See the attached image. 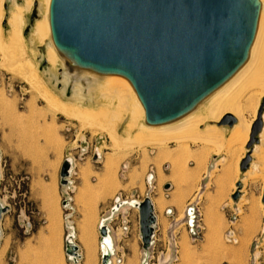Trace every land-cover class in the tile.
<instances>
[{
    "label": "rangeland",
    "instance_id": "rangeland-1",
    "mask_svg": "<svg viewBox=\"0 0 264 264\" xmlns=\"http://www.w3.org/2000/svg\"><path fill=\"white\" fill-rule=\"evenodd\" d=\"M6 2L9 8L11 2ZM45 7V0H35L25 14V53L12 54L0 41V200L5 205L0 218V264H102L100 248L96 246V254L88 259L80 236L88 223L97 237L101 218L111 227L116 247L113 264H264V175L252 166L256 158L251 155L264 127V96L260 100L262 130L251 144L257 116L239 164L236 152L228 150L229 133H225L219 153L206 157L201 167L190 161V178L179 184L171 161L158 149L126 151L114 145L102 131L101 120L93 122L96 133L82 129L77 120L48 106L39 89L26 81L23 68L32 60L43 83L59 99L94 110L107 103L100 88L94 85L96 89L89 92L85 79L83 96L74 100V82L65 81V72L74 76V71L58 51L55 65L45 58L51 40L30 44L32 26L45 14ZM2 25L7 29L5 20ZM127 119L125 114L120 135ZM236 121L217 125L230 128ZM138 124L146 125L145 117ZM191 147L198 145L191 143ZM249 155V165L242 170ZM105 177L107 183L102 181ZM118 198L153 200L156 218L148 247L143 241L140 205L116 208ZM188 208L189 212L194 208L195 222H189ZM69 238L77 245L76 259L68 253Z\"/></svg>",
    "mask_w": 264,
    "mask_h": 264
},
{
    "label": "water",
    "instance_id": "water-1",
    "mask_svg": "<svg viewBox=\"0 0 264 264\" xmlns=\"http://www.w3.org/2000/svg\"><path fill=\"white\" fill-rule=\"evenodd\" d=\"M261 6V0H51L50 26L71 71L127 77L146 123L160 125L193 110L246 62ZM262 109L251 144L262 130ZM140 209L148 247L156 218L151 199Z\"/></svg>",
    "mask_w": 264,
    "mask_h": 264
},
{
    "label": "bare ground",
    "instance_id": "bare-ground-1",
    "mask_svg": "<svg viewBox=\"0 0 264 264\" xmlns=\"http://www.w3.org/2000/svg\"><path fill=\"white\" fill-rule=\"evenodd\" d=\"M45 2V14L41 17L37 16L38 18L32 26L29 39L30 44H35L36 42H43L46 38H49L51 44L49 45L47 57L45 58L49 63L55 65L57 63L58 53L53 43L50 26L51 0H45ZM34 3L35 0H23V2L12 0L8 12H6L7 2L6 0H0V41H2L5 48L12 54H15L18 50L25 53L27 41V37L24 33L25 14L32 9ZM261 4L256 36L246 62L234 73V75L206 97L193 110L165 124H138L139 118L145 117V108L131 81L122 75L100 74L92 70L79 68L74 69V76L71 75L69 71L65 72L66 84L71 81L74 82L72 94L74 100L83 96V90L85 88L82 83V81H84L83 79L87 80L89 92L94 89V85L103 91L107 103L98 110L79 107L76 103L65 102L59 99L58 96L43 83L38 69L34 66L32 60V62L29 61L28 66H23L25 79L32 88L39 89L42 98L47 102L48 106L53 107L55 112L57 111L67 118L77 120L82 129L91 128L93 130V122L95 120H101L103 123L102 131L107 132L114 145L123 146L126 151L134 149L135 147H139L143 150H146L147 147L158 149L159 153L164 158L171 161L173 170L178 174V179L176 180L179 181V184L187 182L191 175L189 173V170L191 171L189 166L190 161H194L197 167H201L206 157L210 154L217 155L220 151V144L226 138L225 133H229V137H227L229 149H227L237 154L236 163L239 164L240 160L245 156V147H243V145L249 139L251 125L258 116L260 100L262 96H264V0H261ZM39 8L41 9V7ZM3 20H5L7 24V29L2 25ZM21 61H23V59H21ZM49 70L51 69L49 68ZM65 91H67L66 88H64L63 92ZM102 102L103 101H101V103ZM125 114L128 115L129 119H127L126 125L124 124L125 128L122 130L123 135H120L119 126ZM233 119H237V121L230 128H222L217 125V123L220 124L224 121H231ZM136 127H139V130L133 135V130ZM93 132L96 133L95 130H93L92 133ZM258 138H260V143L254 146L253 154H251L256 158L252 166L261 169L262 172H260L264 175V127ZM170 143H176L177 145L174 149H171L169 147ZM191 143L197 144L198 148L193 149ZM110 158L108 162L112 161ZM107 169H109V166H107ZM159 169V173L162 175L163 171L161 168ZM134 170L137 171V169ZM195 170L197 169L195 168ZM158 177L160 176L158 175ZM149 179H153V176L149 175ZM160 201H157V203ZM141 202V200H135L130 203L136 204V207H138ZM152 203L154 205L153 200ZM0 206L5 207L1 200ZM157 206H159V204ZM105 227L106 231L102 232L101 228L104 229ZM100 233L102 236V248H100L102 264H113L116 250L113 246L111 230L107 223L103 222L100 227ZM1 235L2 231L0 225V240ZM76 248L77 245L73 239L69 238L68 253L74 259L78 258ZM94 253L95 248H87L88 259Z\"/></svg>",
    "mask_w": 264,
    "mask_h": 264
},
{
    "label": "crops",
    "instance_id": "crops-1",
    "mask_svg": "<svg viewBox=\"0 0 264 264\" xmlns=\"http://www.w3.org/2000/svg\"><path fill=\"white\" fill-rule=\"evenodd\" d=\"M17 1H19V0H17ZM10 2H12V0H10ZM107 181H108V178L105 177L103 179V183H107ZM131 201H135V200H124V199L118 198L117 202H119V203L116 204V208L119 207V205L130 203ZM103 222H105V218H101L99 220V223L97 225V228H98V236L97 237H96V234L92 231V227H90L88 223H86L82 227L80 236H81V239H82V241L84 243V246H85V249H86V253H87V248H96V246L98 248H102V244H101L102 236H101V233H100V227L102 226ZM107 225L109 226V228L111 230L110 224L107 223ZM1 231H2V229H1ZM111 237H112L113 246H114V248L116 250L112 234H111ZM99 251H101V249ZM100 256H102L101 253H100ZM101 261H102V259H101Z\"/></svg>",
    "mask_w": 264,
    "mask_h": 264
},
{
    "label": "built area",
    "instance_id": "built-area-1",
    "mask_svg": "<svg viewBox=\"0 0 264 264\" xmlns=\"http://www.w3.org/2000/svg\"><path fill=\"white\" fill-rule=\"evenodd\" d=\"M152 172H153V170H152ZM151 176H153L154 177V174L153 173H151L150 174ZM188 212H189V208H188ZM194 208H190V212H189V222L191 223V222H195V217H194ZM192 219V220H191ZM190 225H193V224H190Z\"/></svg>",
    "mask_w": 264,
    "mask_h": 264
}]
</instances>
